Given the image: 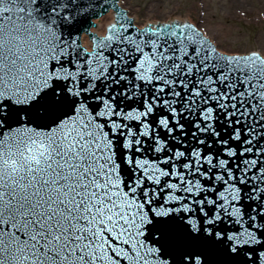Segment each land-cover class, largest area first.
<instances>
[{"label":"snow or ice","instance_id":"snow-or-ice-1","mask_svg":"<svg viewBox=\"0 0 264 264\" xmlns=\"http://www.w3.org/2000/svg\"><path fill=\"white\" fill-rule=\"evenodd\" d=\"M92 7L0 0V264H264V57Z\"/></svg>","mask_w":264,"mask_h":264},{"label":"rangeland","instance_id":"rangeland-1","mask_svg":"<svg viewBox=\"0 0 264 264\" xmlns=\"http://www.w3.org/2000/svg\"><path fill=\"white\" fill-rule=\"evenodd\" d=\"M137 28L165 19H188L227 55L264 57V0H117Z\"/></svg>","mask_w":264,"mask_h":264},{"label":"water","instance_id":"water-1","mask_svg":"<svg viewBox=\"0 0 264 264\" xmlns=\"http://www.w3.org/2000/svg\"><path fill=\"white\" fill-rule=\"evenodd\" d=\"M46 2H48V0H46ZM50 2L54 3L55 0H50ZM94 3L95 0H72L73 9L74 10L80 9L84 13V15H81L79 17L80 24L78 26V30L74 32V37L78 36L81 48L86 49L88 51H91L94 43L93 40L91 41L90 37L91 36L102 37L105 34L106 27L109 26L110 22L113 21L115 16L114 9L108 8V10L105 13H101V10L99 8L92 7ZM106 3L111 4L113 3V0H106ZM117 4L118 3L115 0L116 8L122 11L117 6ZM127 19L132 21V19L130 18ZM92 25H94V27ZM133 27L136 28L134 25ZM209 44L213 48H215L214 44H212L211 42H209ZM216 52L219 53L217 50Z\"/></svg>","mask_w":264,"mask_h":264},{"label":"bare ground","instance_id":"bare-ground-1","mask_svg":"<svg viewBox=\"0 0 264 264\" xmlns=\"http://www.w3.org/2000/svg\"><path fill=\"white\" fill-rule=\"evenodd\" d=\"M117 1V0H116ZM117 6L123 11V12H126L127 13V11H126V9L124 8V7H122V5H120L119 4V1H117ZM126 18H130V16H129V14L127 13V17ZM132 21H133V25L135 26V23H134V20L132 19ZM171 22H179V23H187V24H190V25H192L191 23H190V21L188 20V19H181V18H177L176 20H174V19H171V18H168V19H165V20H163L162 22H159V23H161V24H164V23H171ZM156 22H153V24H155ZM149 25H151V24H149ZM136 27V26H135ZM204 37V36H203ZM209 41V40H208ZM210 42V41H209ZM216 48V47H215Z\"/></svg>","mask_w":264,"mask_h":264}]
</instances>
